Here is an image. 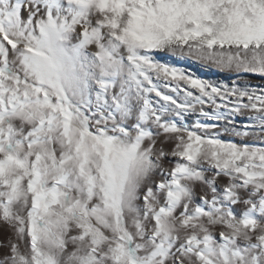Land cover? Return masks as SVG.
<instances>
[{"label":"rangeland","instance_id":"374dc122","mask_svg":"<svg viewBox=\"0 0 264 264\" xmlns=\"http://www.w3.org/2000/svg\"><path fill=\"white\" fill-rule=\"evenodd\" d=\"M157 1L128 4L119 65L80 56L85 99L59 65L54 87L21 76L0 38V264H264V0ZM178 30L203 41L170 56Z\"/></svg>","mask_w":264,"mask_h":264},{"label":"bare ground","instance_id":"6f19581e","mask_svg":"<svg viewBox=\"0 0 264 264\" xmlns=\"http://www.w3.org/2000/svg\"><path fill=\"white\" fill-rule=\"evenodd\" d=\"M0 1H1V4H0V23H2V22L7 23V25H4V27L2 29H0V38H2L3 40L4 39L7 40V41L6 40L3 41V43L5 42L4 44L6 45V47L4 45L3 46H4V48H7V52H8L7 58L10 61V65H12L14 67V69H16V71H18L21 74V76H23L26 79L28 78V80L34 82L35 84L40 85L41 82H44L46 86L48 84V86L51 85L52 87H54L53 81L49 78H50V75L52 74V72L55 70L54 68H58L57 66L59 65V69H60L59 74L62 73V76L64 75V79H65L64 86L70 91L69 93H71V97H73L74 100H75V98L77 99L78 97L80 99H82V97H83L82 94L84 91L81 94L80 91L83 88L82 87L83 83H81L79 81V75L81 76V74L84 72V69L82 68L83 66L80 67V64H79L81 55L85 56V58H86V56H92V55L96 56V58H95L96 63L95 64L100 65V63H103V64H105L106 68H111V67H114L115 65L120 64L122 58L119 55H120V52L122 51V48L121 47L118 48L119 45L116 43L114 36L118 37L120 39L122 37H125V34L129 32V31H126L127 29L124 26V24L128 21V17H130V15H128L129 12H128L127 8H128V4H130L131 3L130 1H132V0H126L127 4L126 3H125V5L123 4L124 6L117 5L118 2H121L119 0H56L57 3H59L60 5L58 4L57 6H55V8L53 7L54 11L51 13H47V14H45V12H46L45 10H48L50 3H52V2H50L51 0H0ZM52 1H55V0H52ZM123 1H125V0H123ZM186 1H188V0H186ZM189 1H191V0H189ZM172 2H173V0H165L164 2L162 1L161 3L158 2L155 6L156 7H159V6L164 7L165 5H169V6H167L169 9L171 6H173L174 2L173 3ZM134 4H136V3H134ZM134 4H131V6ZM155 6H153L152 8H155ZM129 7H130V5H129ZM134 8H135V6H134ZM160 9H162V8H159V10ZM168 9H167V11H168ZM140 12H142V11H140ZM151 14H153V13H151ZM178 15L179 14H177V16ZM165 16H166V13H165ZM171 23H172V21H171ZM173 23H174V21H173ZM172 24H170V25H172ZM244 24H245V22H244ZM166 25H168V24H166ZM155 29H157V28H155ZM172 33L173 34L170 35L168 37V39L164 40L161 44L162 48L164 50H166L167 52H170L169 53L170 56L171 55L174 56L175 54H178V50H179V52L185 53V50H187V48H189L195 42L203 41L202 38L197 39L193 35V33H188V32H184V31L182 32L181 30H178V31H175ZM163 34H164V32H163ZM166 35H168V34H166ZM213 36H216V35H213V33H212V36H210V37H213ZM202 37H204V36H202ZM204 38H206V37H204ZM218 41H220V40H218ZM212 42H213V40H212ZM108 50L112 51L111 54L107 53ZM183 50H184V52H183ZM171 52H173V53H171ZM206 52H207V50H206ZM78 57H79V59H78ZM211 57L213 58V56H211ZM182 64L185 65V66H182L185 69L187 67H191V65L197 66L199 63L196 62V60L195 61L194 60L184 61V59H183ZM73 66H75V67H73ZM100 67H101V65H100ZM219 69L221 71V72H219L220 73L219 79L226 80V82L223 81L224 85H228L227 83L229 81H233L234 78L232 79L230 73H233L234 71L226 70V68L225 69L219 68ZM213 71H214V69H212V72ZM206 77H207L206 79H208L206 82H207L208 86L210 87L212 85V83L214 82L213 81L214 78L213 77L209 78L208 76H206ZM62 82H63V80H62ZM41 86L42 85H40V87ZM61 86L63 88V83ZM221 87L226 89V87H224V86H221ZM87 89H89V87ZM211 90H212V86H211ZM58 92H60V91H58ZM184 92H185V89H184ZM260 92H261V89H259L257 87H252V88L248 87V89H246V91H245V94H246L247 98H251L254 96H259ZM35 93H36V91H35ZM60 94L63 95V92ZM186 94H189V93L187 92V93L182 94V97L185 98ZM65 96H68V95H65ZM85 96L87 97V95H85ZM83 98L85 99V97H83ZM49 99H50V97H49ZM233 99L239 100L240 96L234 95ZM57 100H58V98H57ZM63 100H64V98H63ZM11 102H12V100H11ZM68 102H69V100H68ZM8 104H10V103H8ZM4 106L6 107V105H4ZM165 106H166V104L164 101L162 104V107L165 108ZM61 108H62V105H61ZM225 108H226V106H225ZM4 110H6V109H4ZM2 114H3V112H2ZM222 114H224V115L232 114V116H239V115H237L239 113H236L235 111H232L231 113L229 111L228 112L222 111ZM182 115L184 118H186V117L190 118L189 108H185V109L183 108ZM191 116H193V115H191ZM229 116H231V115H229ZM252 116H254L253 120H252ZM256 118H258V117L255 115H250V118L246 117L248 122H254ZM121 120H123V119H121ZM67 122H69V121L67 120ZM203 122H206V121L204 120ZM255 122H257L258 127H264V118L260 117L259 120L255 121ZM231 124L233 125L234 123L227 122V124H226L228 126L227 129H229L230 131H232ZM260 124H262V125H260ZM67 125L68 124H66V126ZM242 126H243V128L245 127V129L250 128V125H247V124L246 125L242 124ZM144 130H146V129H144ZM153 134L151 133L150 135L146 136V140H148V142H149V140L151 141V140H155L156 138H158L156 140V142L163 143V137L164 136H158V135L154 136ZM154 137H155V139H153ZM186 137L188 138V136H186ZM165 142H167V141H165ZM188 143L190 144V142H188ZM185 147H187V146H185ZM136 161H137V159H136ZM136 161H135V163H136ZM189 177H191V175ZM258 180H260V179H258ZM129 181H131V180H129ZM67 182H70V181H67ZM175 191H174V193H175ZM180 193L181 192H179V194ZM152 196H153V198H154V196H156V191L153 192ZM155 199H157V197ZM109 206H110V204H109ZM189 209H190V207H189ZM71 221H73V220H71Z\"/></svg>","mask_w":264,"mask_h":264}]
</instances>
